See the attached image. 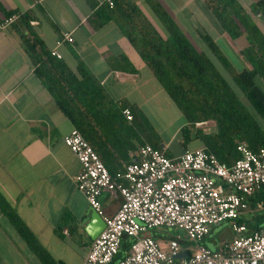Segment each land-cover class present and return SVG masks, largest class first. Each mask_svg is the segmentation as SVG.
Masks as SVG:
<instances>
[{"label": "crops", "instance_id": "crops-1", "mask_svg": "<svg viewBox=\"0 0 264 264\" xmlns=\"http://www.w3.org/2000/svg\"><path fill=\"white\" fill-rule=\"evenodd\" d=\"M38 1L0 0V22L4 17L3 10L30 12L32 29L47 50L55 47L62 33L71 32L73 42H64L57 50L72 72L77 73V65L82 62L109 99L117 104L124 102L134 106L142 114L150 110L156 112V96L159 94L165 97L179 116L182 115L116 23L109 22L101 28H93L89 21L93 8L87 0ZM129 1L158 31L162 30L147 0ZM207 1L154 0L190 42L193 35L204 42L200 35L202 32L211 36L216 44L221 43L223 52L228 44L234 52L231 44L234 40L221 30ZM238 50L240 54V46ZM121 57H125L137 72L129 73ZM240 60L241 68H249L244 58ZM124 121L133 126L134 120L124 118ZM185 123L183 120L171 136V140L177 138L180 146L179 132ZM73 128L36 76L34 65L20 41L18 29L0 28V194L55 260V264H83L92 243L84 230L85 224H82L90 206L75 183L81 165L63 143V137ZM139 140L149 143L142 133ZM195 141L199 147L187 146V150L202 148V143ZM161 144L168 152L169 142L162 140ZM136 152L128 151L129 160L133 156L137 158ZM106 160L110 164L112 161L119 163L111 165L114 172L121 171L126 165V160L117 151L106 149ZM100 202L104 215L111 216L118 209L120 198L106 193L100 197ZM63 215H70L75 222L66 221L62 230L57 232L56 226ZM243 216L249 217L250 214ZM222 224L212 226L203 240L207 248L217 250L224 241L233 237L229 222ZM71 226L75 228L72 230ZM64 230L67 232L64 233ZM150 234L164 247L167 241L177 238L181 246L187 249L185 255L192 252V246L182 232L169 233L159 229ZM0 264H44L1 211Z\"/></svg>", "mask_w": 264, "mask_h": 264}, {"label": "trees", "instance_id": "trees-1", "mask_svg": "<svg viewBox=\"0 0 264 264\" xmlns=\"http://www.w3.org/2000/svg\"><path fill=\"white\" fill-rule=\"evenodd\" d=\"M87 1L93 8L89 17L93 28H101L109 22L116 23L185 117L186 123L179 132L184 151L190 141L198 140L203 149L213 153L221 163L230 166L240 156L236 151L239 143H246L254 151L264 148V129L243 100L253 107L258 116L264 118V33L252 17V14L257 15L258 12V17L264 18V0H252L248 9L238 0L207 1L221 30L232 40L244 42L240 46V54L249 68L235 69L211 36L200 33L211 53L225 71L231 74L232 82L240 90L243 99L235 93L210 58L192 45L169 14L154 0L147 2L157 16L164 34L144 18L138 7L129 0H112L113 7L99 0ZM3 12L2 21L14 14L19 15L10 27L18 29L20 41L34 65L36 76L60 111L97 153L109 173L114 174L110 167L119 163L112 161L110 164L106 160V149L117 151L126 160L125 164L130 163L135 159L133 156L129 160L128 151H138L145 144L139 140L141 133L150 145L163 149L167 157H172L162 148V140L158 135L148 130L151 127H146L145 118L136 107L124 102L117 104L109 99L82 62L78 63L77 73H74L63 60L50 55V50H47L32 29L30 12ZM120 60L126 62L125 69L129 73L137 72L125 57ZM123 109L130 110L133 126L125 123ZM207 121L214 122V130L211 132L197 127V124ZM260 202L262 206L257 208ZM263 207L264 193H258L249 201L250 216L242 215L236 222L245 224L249 232L263 229L264 215L260 213ZM0 211L44 263L52 262L35 235L1 194ZM68 220L75 222L70 215H63L56 231L60 232ZM74 228L70 227L72 230ZM132 241V238H123L115 261L126 254Z\"/></svg>", "mask_w": 264, "mask_h": 264}, {"label": "built area", "instance_id": "built-area-1", "mask_svg": "<svg viewBox=\"0 0 264 264\" xmlns=\"http://www.w3.org/2000/svg\"><path fill=\"white\" fill-rule=\"evenodd\" d=\"M99 2L113 7L112 0ZM18 17L4 19L0 28L10 27ZM64 42H73L71 32L61 34L50 55L62 59L57 48ZM122 114L132 121L129 109ZM63 143L81 165L75 176L78 190L105 223L83 264H264V228L249 232L236 222L249 213L250 199L264 193V148L254 151L239 143V158L227 166L203 148L167 157L163 149L145 143L134 161L111 174L77 129H71ZM106 193L120 198L111 216L104 215L100 202ZM223 222H229L233 237L218 250L207 248L203 240L212 226ZM161 228L182 232L192 252L185 255L187 249L177 238L170 239L167 248L162 246L150 234ZM124 237L133 241L115 261Z\"/></svg>", "mask_w": 264, "mask_h": 264}, {"label": "rangeland", "instance_id": "rangeland-1", "mask_svg": "<svg viewBox=\"0 0 264 264\" xmlns=\"http://www.w3.org/2000/svg\"><path fill=\"white\" fill-rule=\"evenodd\" d=\"M251 1L252 0H239V2L241 4L246 5V7H244L246 9H248L249 6H251L250 5ZM258 16H259L258 14L257 15L252 14V17L255 19L258 26L260 27V29L264 33V18H260ZM190 36H192V35H190ZM193 36H192L193 41L191 40V42L194 44L193 46L197 50L205 53L210 58L212 63L219 69V71L224 76V78L227 80V82L232 87V89L235 91V93L238 96H240L241 99H243V97L241 96V94L239 92L240 90L237 88V86L234 84V82H232L231 74L227 73L225 71V69L223 68L220 61L211 53V51L209 50L207 45L204 42L199 41L195 36L194 37ZM243 43L244 42H242L241 40L236 41V42L232 41L231 44L234 46V50H235L234 52H233L231 45L230 44L227 45V43H226V45L228 48L224 49V53H226V56L229 59V62L231 63V65L235 69L241 68L243 66V65H241V60H240V59H243L242 55L238 54L239 53V50H238L239 46H241ZM220 45H222V44L219 43L218 46L221 49V51L223 52V48ZM148 96H150L149 98L152 97L150 94ZM156 98H158L156 100V112L150 110L148 113H146V112L143 113V116H144L145 122H146V127H148V126L151 127L150 129H148L151 131V133H153V134L156 133L161 140L169 142L168 154L171 155L172 157H175L182 152L183 146L182 145L180 146V144L177 141V138H174L173 140H171V136H172L173 132L176 130V128L178 127V125L183 120H185V117L183 115L179 116L177 114L176 110L174 109V107L171 104H169V102L166 101L164 96H160L159 94H157ZM243 100L247 103L249 110L255 114V117L257 118V120L259 121V123L261 124V126L264 129V118H261L260 116H258V114L255 112L253 107L250 106V104H248V102L245 99H243ZM178 113H180V112H178ZM197 127H200L205 132H211L214 130V122L207 121L204 123H199V124H197ZM180 138H181V136H180ZM195 143H197V141L192 140V141H190V143L187 146H193V148L199 147ZM260 213H262L264 215V207L261 209ZM225 223L226 222H224L223 224L221 223V224L225 225ZM161 229H164V228H161ZM164 231L172 233V232H175L176 230H174L172 228H168V229H164ZM167 247H168V241H167L165 248H167ZM50 258H51V256H50ZM44 264H46V263H44ZM47 264H55V260L52 259V262L47 263Z\"/></svg>", "mask_w": 264, "mask_h": 264}, {"label": "water", "instance_id": "water-1", "mask_svg": "<svg viewBox=\"0 0 264 264\" xmlns=\"http://www.w3.org/2000/svg\"><path fill=\"white\" fill-rule=\"evenodd\" d=\"M258 14V12H256ZM85 224V232L87 236L93 241L99 233L104 229L105 223L101 215H99L91 207L85 213V217L82 221ZM182 256V255H179Z\"/></svg>", "mask_w": 264, "mask_h": 264}]
</instances>
